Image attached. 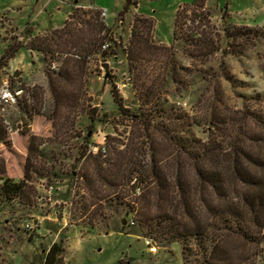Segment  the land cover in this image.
Returning <instances> with one entry per match:
<instances>
[{
    "label": "rangeland",
    "instance_id": "374dc122",
    "mask_svg": "<svg viewBox=\"0 0 264 264\" xmlns=\"http://www.w3.org/2000/svg\"><path fill=\"white\" fill-rule=\"evenodd\" d=\"M182 6L184 0L140 1L124 13L126 0H0V59L9 45L27 46L31 39L50 35L68 22L80 34L74 43L84 40L91 45L101 38L98 53L86 59L68 86L71 100L61 109L55 104L54 83L64 66L73 68L74 60H81L74 48L68 50L71 53L53 48L42 54L24 47L0 67V87L8 83L13 91L24 90L18 105L0 111V264H44L49 249L59 242L65 247L64 264H203L213 244L219 243L238 264H264V232L242 229L239 234L231 222L229 231L212 211L224 202L196 178L193 164L200 150L181 155L157 133L156 157L166 184L160 186L153 177L145 183L139 179L140 167L151 172L153 164L149 145L144 141L142 147L137 139L134 117L140 115L142 103L138 82L157 96L143 107L147 114L152 111L155 124L170 127L172 108L193 118L224 108L264 113V30L229 48L223 30L230 23L225 14L209 8L221 39L220 51L192 68L184 41L175 42L173 36ZM99 10L108 11L107 20ZM139 15L155 20L154 43L173 47L177 63L192 68L189 88L167 78L165 54L150 52L145 63L130 62L132 28ZM240 42L242 46L234 48ZM216 86L221 87L218 93ZM112 90L123 98L127 113L119 111ZM175 127L177 136L188 130L201 146L209 144L213 154L219 146L210 141V130L203 123L188 122L185 129L175 123ZM33 136L46 142L40 149L45 172L32 174L21 194L5 196L1 192L5 181L20 184L25 179ZM126 144L130 148L125 151ZM140 147L146 152L138 156ZM108 150L125 151L121 155L125 160L118 163H129L111 190L82 178L88 166L80 159L86 151L94 155L101 151L105 160ZM179 172L181 179H188L183 193L177 188ZM125 176L133 181H124ZM136 187L142 189L141 195H136Z\"/></svg>",
    "mask_w": 264,
    "mask_h": 264
},
{
    "label": "trees",
    "instance_id": "16d2710c",
    "mask_svg": "<svg viewBox=\"0 0 264 264\" xmlns=\"http://www.w3.org/2000/svg\"><path fill=\"white\" fill-rule=\"evenodd\" d=\"M140 1H155V0H126V7L124 13L130 11L132 7H138ZM184 10V21L182 19V12ZM101 12H99L100 14ZM226 15V14H225ZM211 13L207 8V0H193L190 4H185L180 7L174 22L173 36L174 41H184L185 47L189 52V59L192 68H197L198 63L205 58L216 54L220 51L218 46L221 41L218 36L216 26H212ZM74 17L69 16V20ZM89 23V21H82ZM156 22L153 18H147L144 16H136L133 28L132 38L130 41V47L128 50V56L130 62L133 63H145L147 54L162 53L167 59L164 64V72H167V78H171L172 83L177 85H183L184 89L191 86L188 76L193 72L192 68L180 66L174 58V48L164 45H157L154 43L153 34L155 32ZM101 29H106L104 25H101ZM260 29H252L248 27H240L232 24L226 25V29L223 30L225 38L227 39L229 48L240 40H249L252 34L259 33ZM215 32V33H214ZM76 29L69 28L68 24H65V28L56 29L52 31V34L47 36H37L31 39L27 46L24 44H11L9 45L3 56L0 59V67L7 66L10 61L15 59L16 55L24 47L31 51H36L42 54L51 53L55 50L61 53H71L69 49L78 52L81 60H74V67L69 69V66H64L58 80H55L54 88V100L56 107L61 109V105H68V101L71 100V94L68 92V86L73 85L76 75L79 74V68L83 65L88 57H91L95 52L98 53V47L101 43V38L94 41L93 44H87L84 40L80 43H74V39H77L80 34ZM66 37V38H65ZM217 40V42H216ZM233 41V42H231ZM69 45V46H68ZM86 45V46H85ZM241 42L234 48L241 47ZM235 51V50H234ZM232 52L237 55L238 52ZM106 53V52H105ZM104 55V54H103ZM71 60V59H70ZM68 60V61H70ZM170 60V62L168 61ZM132 71V70H131ZM184 73V76L183 74ZM158 78H154L153 82L156 85ZM221 87L216 86V92L220 91ZM138 99L141 103L140 115L135 116L136 126L139 130V136L137 137L142 147L145 142L149 145V155L152 156V171L144 169V166L138 173L140 175V182L145 183L149 179H153L159 182L162 186L166 184L163 181L164 178L159 168V162L157 161V136L156 134H162V140L169 142V144L180 154L191 153L198 149L202 152L200 157L194 162L193 166L196 168V178L204 186L210 187L218 197L224 203L212 211L217 212L218 217L224 222L227 230L231 231L229 222L234 223L239 227L238 231L241 234L243 229L245 233H251L258 230L264 232V113L251 112L247 109L234 110L224 108L219 112L205 114L200 118H193L189 116L185 111L170 110L168 115V123L171 126L165 124H155L152 111L150 114L144 110L145 104H150L156 96L152 93L150 87L144 88L138 82ZM112 95L118 109L121 113H127V109L124 105L123 98L117 91L112 90ZM152 98V100H151ZM201 101V100H200ZM165 114L167 112H164ZM157 114V113H156ZM158 115V114H157ZM92 122H96V118L90 115ZM1 122V121H0ZM192 123L195 126H202V123L206 125L210 130V141L218 143L215 153L208 148L207 145L201 146L200 142L196 140L194 134L188 130L184 132V136L179 137L174 131L177 129L176 124H180L184 129L185 124ZM253 123V127L251 124ZM174 125V126H173ZM191 126V124H189ZM213 131V133H211ZM89 134H93L89 132ZM90 138H85V142H90ZM110 138L107 139L109 141ZM145 141V142H144ZM0 142L2 138L0 136ZM46 145V142L42 138L33 136L30 140L29 156L26 164L25 179L20 184H14L10 180L5 181L1 187V192L5 195H19L23 192L24 185L31 183L33 175H41L45 170L41 168L45 159L40 149ZM126 147L125 151L130 148L129 144L123 145ZM140 147L138 149V156L142 154L144 149ZM108 148V144H107ZM108 150L107 157L103 160V154L100 151L98 155L88 152L81 154L80 159L84 160L85 168L88 166L87 172L82 176L89 182L98 183L102 189H113L118 179H122L120 174L129 167L128 161L125 164H120L122 160H125L122 153ZM110 153V154H109ZM122 157V159H121ZM131 161L134 159L129 158ZM163 162V161H162ZM136 163V162H135ZM139 164V162H137ZM200 164L202 166H200ZM180 167V164H179ZM118 168L117 171L113 169ZM180 171V170H179ZM180 173L177 180V188L180 192H184L187 188L188 179H181ZM50 178L54 173L49 174ZM91 175L93 177H91ZM48 177V176H44ZM132 178L124 181H130ZM133 181V179L131 180ZM101 191V190H99ZM97 191L96 193H99ZM129 226V225H128ZM120 233L119 231H115ZM124 233V232H121ZM186 235L184 237H189ZM246 237V236H244ZM247 238V237H246ZM221 245L213 244L212 249L205 256L203 264H238L237 261L225 254L220 248ZM65 247L63 242L54 243L47 252L44 264H64ZM245 263V261L241 264Z\"/></svg>",
    "mask_w": 264,
    "mask_h": 264
},
{
    "label": "crops",
    "instance_id": "0c3cea01",
    "mask_svg": "<svg viewBox=\"0 0 264 264\" xmlns=\"http://www.w3.org/2000/svg\"><path fill=\"white\" fill-rule=\"evenodd\" d=\"M190 3L184 0V5ZM75 4L79 5L77 1ZM207 8L226 14L232 25L264 30V0H207Z\"/></svg>",
    "mask_w": 264,
    "mask_h": 264
},
{
    "label": "built area",
    "instance_id": "2783aa9c",
    "mask_svg": "<svg viewBox=\"0 0 264 264\" xmlns=\"http://www.w3.org/2000/svg\"><path fill=\"white\" fill-rule=\"evenodd\" d=\"M101 17L107 20L108 11H101ZM23 95V89L13 91L8 83L3 84V86L0 87V111H5L8 108L18 105ZM103 152L105 153V150H103ZM141 191L142 189L140 187H136V195H141ZM130 225L134 226L135 224L132 222Z\"/></svg>",
    "mask_w": 264,
    "mask_h": 264
}]
</instances>
